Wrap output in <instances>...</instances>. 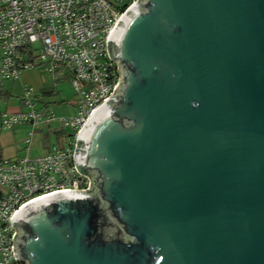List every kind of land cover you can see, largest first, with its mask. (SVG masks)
Segmentation results:
<instances>
[{"label":"water","instance_id":"1","mask_svg":"<svg viewBox=\"0 0 264 264\" xmlns=\"http://www.w3.org/2000/svg\"><path fill=\"white\" fill-rule=\"evenodd\" d=\"M78 136L86 191L14 215L24 264H264V0H138Z\"/></svg>","mask_w":264,"mask_h":264},{"label":"built area","instance_id":"2","mask_svg":"<svg viewBox=\"0 0 264 264\" xmlns=\"http://www.w3.org/2000/svg\"><path fill=\"white\" fill-rule=\"evenodd\" d=\"M138 0H0V87L23 72L66 79L76 95L74 116L39 108L40 98L25 86L19 111L0 109V129L28 125L57 128L66 145L47 155L0 161V264H24L14 255L12 219L26 203L59 191H86L89 177L75 164L78 136L93 113L114 94L120 79L109 57L108 38ZM52 125H56L54 128Z\"/></svg>","mask_w":264,"mask_h":264},{"label":"crops","instance_id":"3","mask_svg":"<svg viewBox=\"0 0 264 264\" xmlns=\"http://www.w3.org/2000/svg\"><path fill=\"white\" fill-rule=\"evenodd\" d=\"M25 86H31L36 91L40 98L39 108L50 107L57 116L75 115L76 95L69 81L66 79L55 81L50 73L39 70L25 71L17 81H5L0 89L10 94L11 98H0V109L9 112L19 111ZM59 139L63 140L61 147L58 145ZM66 140L67 136L57 128L55 131H52L51 127L33 130L31 126L23 125L11 130L0 129V161L25 155L33 158L44 156L55 148L64 147Z\"/></svg>","mask_w":264,"mask_h":264},{"label":"trees","instance_id":"4","mask_svg":"<svg viewBox=\"0 0 264 264\" xmlns=\"http://www.w3.org/2000/svg\"><path fill=\"white\" fill-rule=\"evenodd\" d=\"M5 97L7 99L11 98V95L4 92L2 89H0V98Z\"/></svg>","mask_w":264,"mask_h":264},{"label":"rangeland","instance_id":"5","mask_svg":"<svg viewBox=\"0 0 264 264\" xmlns=\"http://www.w3.org/2000/svg\"><path fill=\"white\" fill-rule=\"evenodd\" d=\"M6 85H7V84H6ZM5 87H6V86H5ZM62 141H63V140H60V139H59V141H58V142H59L58 145H59L60 147L63 145Z\"/></svg>","mask_w":264,"mask_h":264}]
</instances>
